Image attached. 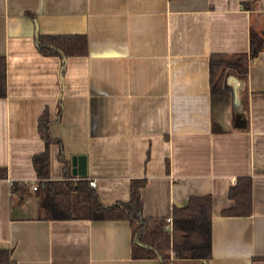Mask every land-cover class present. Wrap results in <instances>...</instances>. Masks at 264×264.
<instances>
[{"label":"crops","instance_id":"crops-1","mask_svg":"<svg viewBox=\"0 0 264 264\" xmlns=\"http://www.w3.org/2000/svg\"><path fill=\"white\" fill-rule=\"evenodd\" d=\"M250 30L264 33V0H0V248L13 263L159 264L132 257L127 221L38 219V119L60 108L49 131L66 176L81 177L71 157L84 155L104 205L128 201L132 179L146 180L147 217L211 196L210 259L172 264H264V49L245 82L228 78L232 100L211 93L208 71L212 53L247 52ZM41 34H84L87 55L62 67L37 51ZM58 153L51 144L52 180L65 178ZM239 176L251 178L252 212L223 216Z\"/></svg>","mask_w":264,"mask_h":264},{"label":"trees","instance_id":"trees-1","mask_svg":"<svg viewBox=\"0 0 264 264\" xmlns=\"http://www.w3.org/2000/svg\"><path fill=\"white\" fill-rule=\"evenodd\" d=\"M37 51L42 56H56L61 60L87 55V37L84 34L37 35ZM264 49V33L250 30L247 52L230 55L212 53L209 56L208 71L211 93L234 99L229 77L245 82L248 64ZM63 71V69H62ZM6 95V61L0 56V97ZM50 120L48 110L38 119V133L44 141V149L32 156V166L37 178L36 193L42 199V220H89L127 221L132 227V257L156 259L159 264H172L174 260H208L211 257V196H190L184 206L173 207L171 230L165 229V217H147L142 213L140 190L145 179H132L129 185V199L104 205L96 190L89 185L88 178L73 179L66 176L68 161L63 158L61 141L51 135L49 126L58 121ZM59 147L58 158L64 163L65 178L50 179L49 147ZM0 168V178L5 177ZM13 192L27 193L24 185H14ZM251 178L239 176L228 191L233 206L221 211L223 216L243 217L252 212ZM12 248H0V264H14Z\"/></svg>","mask_w":264,"mask_h":264},{"label":"water","instance_id":"water-1","mask_svg":"<svg viewBox=\"0 0 264 264\" xmlns=\"http://www.w3.org/2000/svg\"><path fill=\"white\" fill-rule=\"evenodd\" d=\"M233 78V81L235 84H237V81L234 77H230V79ZM71 173L74 176H84L87 174V164H86V157L84 155H78V156H72L71 157Z\"/></svg>","mask_w":264,"mask_h":264},{"label":"built area","instance_id":"built-area-1","mask_svg":"<svg viewBox=\"0 0 264 264\" xmlns=\"http://www.w3.org/2000/svg\"><path fill=\"white\" fill-rule=\"evenodd\" d=\"M88 182H89V185L91 187H95L96 182H95L94 179H88ZM10 185H12V183H10ZM32 188L33 189H36V186H33ZM166 221H167L168 224L165 226V229L168 230V231H170L171 230V218L170 217L167 218Z\"/></svg>","mask_w":264,"mask_h":264},{"label":"rangeland","instance_id":"rangeland-1","mask_svg":"<svg viewBox=\"0 0 264 264\" xmlns=\"http://www.w3.org/2000/svg\"><path fill=\"white\" fill-rule=\"evenodd\" d=\"M237 87V86H236ZM38 194V193H37Z\"/></svg>","mask_w":264,"mask_h":264}]
</instances>
